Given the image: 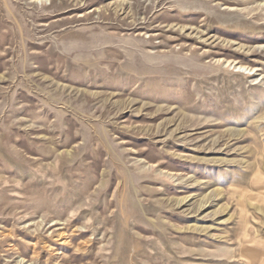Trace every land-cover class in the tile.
I'll return each instance as SVG.
<instances>
[{
    "label": "rangeland",
    "instance_id": "374dc122",
    "mask_svg": "<svg viewBox=\"0 0 264 264\" xmlns=\"http://www.w3.org/2000/svg\"><path fill=\"white\" fill-rule=\"evenodd\" d=\"M0 264H264V0H0Z\"/></svg>",
    "mask_w": 264,
    "mask_h": 264
}]
</instances>
